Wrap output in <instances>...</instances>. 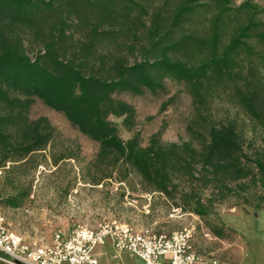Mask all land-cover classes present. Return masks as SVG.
Masks as SVG:
<instances>
[{"label": "trees", "instance_id": "obj_1", "mask_svg": "<svg viewBox=\"0 0 264 264\" xmlns=\"http://www.w3.org/2000/svg\"><path fill=\"white\" fill-rule=\"evenodd\" d=\"M232 4L178 0L168 16L155 11L142 58L128 62L99 49L116 41L120 30L114 24L120 18L137 9L134 21H141L138 16L147 13L134 0H0V179L1 188H12L11 193L0 191V203L22 206L32 179L19 180L15 172L35 167V154L53 146L55 127L45 116L29 115L39 100L97 144L87 167L94 184L134 175L143 192L162 195L202 218L229 197L260 209L264 138L248 155L242 136L228 122L209 124L205 134L197 135L199 147L191 141L163 142L159 133L144 144L140 133L132 131L134 108L114 98L122 92H155L169 78L184 83L200 107L220 89H229L248 116L264 124V21L255 18L262 9L249 0ZM211 8L215 12L208 16ZM238 14L244 18L232 21ZM194 17L206 21H192ZM28 48H35L33 56ZM111 116L122 118L132 132L129 138L122 137ZM65 158L75 155H51L54 164ZM208 227L225 238L223 223Z\"/></svg>", "mask_w": 264, "mask_h": 264}, {"label": "rangeland", "instance_id": "obj_2", "mask_svg": "<svg viewBox=\"0 0 264 264\" xmlns=\"http://www.w3.org/2000/svg\"><path fill=\"white\" fill-rule=\"evenodd\" d=\"M146 8L140 14L141 21H134L138 11L133 9L126 19H119L114 27L120 30L116 41L107 43L101 51H112L124 56L128 62L142 58V46L147 45L146 29L150 26L152 14L162 10L170 15L178 0H134ZM236 7L246 0H232ZM261 11L255 18L264 21V0H249ZM215 12L211 8L208 16ZM244 15L232 17L240 21ZM192 21H206L205 17H194ZM144 23L145 27L137 23ZM105 27L106 24L104 25ZM138 27V29L136 28ZM136 33L137 37H134ZM79 33H76V37ZM133 45L132 51L129 47ZM35 48H28L33 56ZM243 60V61H242ZM240 61L246 62L241 57ZM264 75V69H262ZM114 98L126 101L134 108L132 131L139 132L146 144L155 133L163 142L191 141L196 147L201 144L199 133L205 134L211 123L232 122L242 136L245 153L252 155L264 138V124L250 118L229 89H220L206 102L198 106L184 83L166 78L162 88L151 92L143 89L140 94L116 93ZM31 118L45 116L55 127L53 146L35 154V167H27L15 172L19 180L32 179L30 196L22 206L11 208L0 203L9 231L22 236L28 242L48 243L54 233H67L77 225L91 228L107 221L126 223L137 230L150 229L153 232L170 233L174 230L191 229L195 250L206 258H217L231 264H264V204L260 209L235 204L229 197L216 202L212 213L204 218L171 204L164 196L141 190L139 180L132 175L120 181L116 176L105 179L100 184L91 182L87 167L94 159L98 146L78 132L65 117L35 100L30 108ZM124 139L132 132L124 128L122 118L111 116ZM72 153L75 158H65L54 164L51 155ZM1 175V172H0ZM0 179V191L11 193L12 188ZM205 195H209L207 191ZM221 222L226 226L225 238L214 236L208 223ZM99 259L102 264H139L140 259L124 252L119 259L107 241ZM0 264H6L0 261Z\"/></svg>", "mask_w": 264, "mask_h": 264}, {"label": "built area", "instance_id": "obj_3", "mask_svg": "<svg viewBox=\"0 0 264 264\" xmlns=\"http://www.w3.org/2000/svg\"><path fill=\"white\" fill-rule=\"evenodd\" d=\"M192 239L188 228L153 232L112 220L96 228L77 225L67 233L57 231L48 243L28 242L9 231L0 213V261L6 264H99L94 250L107 241L116 253L137 256L139 264H231L200 255Z\"/></svg>", "mask_w": 264, "mask_h": 264}, {"label": "crops", "instance_id": "obj_4", "mask_svg": "<svg viewBox=\"0 0 264 264\" xmlns=\"http://www.w3.org/2000/svg\"><path fill=\"white\" fill-rule=\"evenodd\" d=\"M109 242H110V241H109ZM106 245H107V242H106L104 245H102V246H98V247H96L95 250H94V254H95V256L97 257L99 264H102L101 261H100V259H99L100 255L103 253V252L101 251V249L105 248ZM110 246H111V248H112V251H114V249H113L111 243H110ZM123 253H124V252H123ZM121 254H122V253H116V252L114 251L115 258H117V259H119V258L121 257Z\"/></svg>", "mask_w": 264, "mask_h": 264}]
</instances>
